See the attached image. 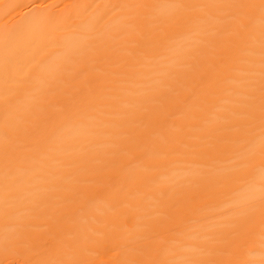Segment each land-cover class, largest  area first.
Masks as SVG:
<instances>
[{
    "label": "bare ground",
    "instance_id": "bare-ground-1",
    "mask_svg": "<svg viewBox=\"0 0 264 264\" xmlns=\"http://www.w3.org/2000/svg\"><path fill=\"white\" fill-rule=\"evenodd\" d=\"M264 0H0V264H264Z\"/></svg>",
    "mask_w": 264,
    "mask_h": 264
},
{
    "label": "snow or ice",
    "instance_id": "snow-or-ice-1",
    "mask_svg": "<svg viewBox=\"0 0 264 264\" xmlns=\"http://www.w3.org/2000/svg\"><path fill=\"white\" fill-rule=\"evenodd\" d=\"M261 170L264 171V161L261 163Z\"/></svg>",
    "mask_w": 264,
    "mask_h": 264
}]
</instances>
